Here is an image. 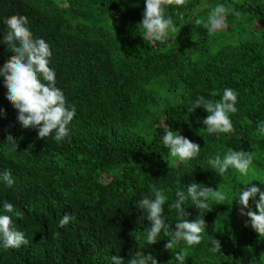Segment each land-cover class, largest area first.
<instances>
[{
    "label": "trees",
    "instance_id": "16d2710c",
    "mask_svg": "<svg viewBox=\"0 0 264 264\" xmlns=\"http://www.w3.org/2000/svg\"><path fill=\"white\" fill-rule=\"evenodd\" d=\"M146 0H0V67L13 55L3 44L4 20L26 16L34 38L44 39L52 51L50 67L56 87L76 115L69 135L57 142L38 138V129H24L18 111L7 99L0 77V172L9 170V188L0 178L3 202L24 213L13 222L30 241L19 249L0 247V264H125L137 253L151 255L158 264H264V236L241 215L239 192L256 186L264 191V0H187L186 6H166L177 28L166 41L144 38L140 26ZM222 4L229 13L227 27L209 33L204 24ZM46 83V82H45ZM238 93L230 114L232 133L209 134L203 108L189 111L201 96L219 100L224 88ZM218 91L220 95L211 96ZM165 126L200 145L199 156L180 162L164 146ZM18 142L17 151L6 143ZM229 149L253 152L247 175L234 168L219 175L209 164ZM211 187L226 199H210L209 209L185 201L180 217L169 205L175 193L191 183ZM153 189L166 196L165 222L169 232L182 219H203L201 243L181 241L165 250L163 232L148 245L151 222L136 207ZM259 200V195L256 201ZM253 211L255 202H249ZM211 210V211H210ZM247 212V209H244ZM65 213L75 220L63 228ZM217 240L221 252H213Z\"/></svg>",
    "mask_w": 264,
    "mask_h": 264
},
{
    "label": "clouds",
    "instance_id": "9594fccd",
    "mask_svg": "<svg viewBox=\"0 0 264 264\" xmlns=\"http://www.w3.org/2000/svg\"><path fill=\"white\" fill-rule=\"evenodd\" d=\"M187 0H146L143 20L140 26L144 30V38L153 42H164L169 33L177 31L173 20L166 18V6H186ZM229 13L239 16V11L222 4L216 5L209 13L207 22L196 19L197 25L204 24L209 33L226 28V17ZM7 26V34L3 37V44L11 48L12 56L0 67V77H3L4 87L7 89V99L18 111L17 120L24 129L37 128L38 138L44 139L54 133V140L62 141L69 135V124L76 115L75 105L69 106L66 97L61 89L56 87V74L50 67L52 51L49 44L42 38H34L29 28V21L26 16L13 15L4 20ZM46 82V83H45ZM211 96H218V91L210 93ZM238 93L231 88H224L219 100L213 101L205 97H199L189 111L196 108H203L207 117L203 120L206 131L209 134L232 133L234 131L230 114L237 112L235 107ZM258 132L264 134V123L258 126ZM162 141L165 147L170 150L172 157H178L180 162L190 161L199 156L200 145L190 141L177 132L165 126ZM6 143L10 145L11 151H17L18 142L8 135ZM254 160L253 152L243 150L234 151L229 149L221 158L218 153L209 161L212 168L217 169L219 175H223L229 168H234L241 174L247 175ZM0 178L7 187L11 188L15 181L9 170L0 172ZM250 185V184H249ZM249 185L243 188L238 195L237 201L241 206V215H246L251 228L260 236H264V191L256 186ZM175 203L170 204L180 217L187 215L185 201L191 198L198 209H209L208 201L215 199L223 201L226 194L222 191L213 190L211 187L199 185L195 182L187 187V196L183 191L175 193ZM259 195V200L256 197ZM166 196L162 190L153 189L149 195L142 196L136 202V207L147 211V219L151 226L147 228L146 241L148 245L157 243V237L163 232L169 237L165 244V250L171 251L181 241L188 246L201 243L205 231V221L197 219L189 222L182 219L175 225V230L169 232V224L165 222L164 208ZM255 202L253 211L249 202ZM3 213L0 214V247L3 249H19L23 245H29L30 241L25 233L17 230L13 216L16 219H23L24 213L16 210L13 203L3 202ZM247 209V212L244 211ZM211 211V210H210ZM75 220L74 214L65 213L58 220V227L63 228ZM213 252H221L220 242L213 240ZM138 258H132L128 264H158V261L151 255L137 253ZM113 264H125L119 255L113 256ZM175 259L184 264L185 256L182 252L175 254Z\"/></svg>",
    "mask_w": 264,
    "mask_h": 264
}]
</instances>
